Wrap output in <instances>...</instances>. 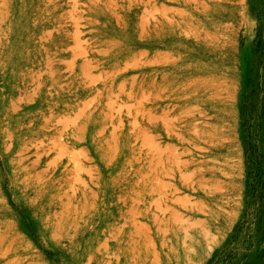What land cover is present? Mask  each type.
<instances>
[{
    "label": "rangeland",
    "instance_id": "obj_1",
    "mask_svg": "<svg viewBox=\"0 0 264 264\" xmlns=\"http://www.w3.org/2000/svg\"><path fill=\"white\" fill-rule=\"evenodd\" d=\"M0 264H264V0H0Z\"/></svg>",
    "mask_w": 264,
    "mask_h": 264
},
{
    "label": "bare ground",
    "instance_id": "obj_2",
    "mask_svg": "<svg viewBox=\"0 0 264 264\" xmlns=\"http://www.w3.org/2000/svg\"><path fill=\"white\" fill-rule=\"evenodd\" d=\"M97 79H99L98 77H97ZM96 134V133H95ZM97 136V135H96ZM135 142V141H134ZM108 148V147H107Z\"/></svg>",
    "mask_w": 264,
    "mask_h": 264
}]
</instances>
